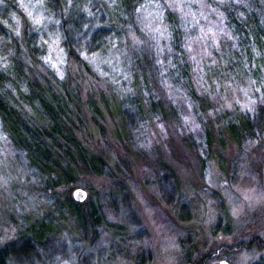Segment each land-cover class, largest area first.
<instances>
[{"label":"rangeland","instance_id":"rangeland-1","mask_svg":"<svg viewBox=\"0 0 264 264\" xmlns=\"http://www.w3.org/2000/svg\"><path fill=\"white\" fill-rule=\"evenodd\" d=\"M4 72L0 264L264 261V0H0Z\"/></svg>","mask_w":264,"mask_h":264},{"label":"trees","instance_id":"trees-1","mask_svg":"<svg viewBox=\"0 0 264 264\" xmlns=\"http://www.w3.org/2000/svg\"><path fill=\"white\" fill-rule=\"evenodd\" d=\"M6 8H8V10H10V7H6ZM7 11L4 12L3 14H1V20L3 23L5 22V19H7V17L9 16V13H7ZM27 48H28L30 54L32 52L34 53L33 48H30L28 46H27ZM69 49L72 50L71 47H69ZM18 66H19V69L21 71L22 70L21 66L20 65H18ZM8 81L9 80H8L7 74L5 72L3 74L0 73V121L2 122V124L3 123L6 124V122H8V121L17 124L16 122L18 120H20L24 116V114H23V116L20 114L21 105L19 103H15L14 101L13 102L10 101V95L8 93V90H12L13 86ZM34 84L36 86H38V83L34 82ZM29 86H30V84L28 85V87ZM18 95L22 99L21 102L26 103L27 106H29V107L37 108L39 110V108L34 106L35 104H33L32 102H28V101L26 102V97H27L26 95H21V94H18ZM37 101H38L37 105H40L43 108L45 107L46 104H45L43 99L40 98ZM60 110H61V114L63 116H65L64 109L60 108ZM61 120L58 121V126H59L58 129L57 130H51V131H48V129H45L44 126L38 127V126H36V124H33L31 126V128H32V130H31L32 132L30 134L31 137L41 135L43 138L41 140L33 141L31 148H30V146L26 147V146L22 145L20 142H16L15 139L12 138V136H10L8 134H7V136L10 139V141L12 142V144L17 149H20L23 152H25V154H26V152L29 153L30 149H34V148L42 146L43 148H46L45 151L49 154H51L52 151L55 153H58V154H59V152L60 153L62 152L64 157H65L64 161L66 159L73 161V164H74L73 166L77 167L78 169H80V167H81L80 170H83V171H85L89 174H93V175L102 174V170H96V169H94V167L88 166L90 161L96 160L98 163H100V162L95 158H91L92 160H88L86 158L87 154H85L84 148L75 140V137L72 136V133H71L70 129L68 128L66 118L64 117V119L62 121ZM63 129L70 134L69 135L70 137L63 136ZM24 130H25L26 134H29V129H28L27 125H24ZM56 137L62 138L64 140L63 141V144L65 146L64 148L67 150H69L70 148H73L75 150L74 152L79 157H77V159L75 158L74 160L72 158H70L69 152H66L63 150L62 146H60ZM43 159L49 160V157H43ZM78 161H79V163H78ZM79 165H80V167H79ZM71 174H72V166L66 165V168L64 170V175H65L64 177L65 178H64L63 182H66L69 179ZM63 182H58L55 187H59ZM71 205L75 206L73 204H71ZM77 215L79 216V213H77ZM96 223H98V221H96ZM253 245H255L256 248L260 247L259 246L260 244L259 245L253 244ZM188 263H189V261H186L184 264H188ZM195 264H204V263L202 260H199ZM259 264H264V261H262V263H259Z\"/></svg>","mask_w":264,"mask_h":264},{"label":"water","instance_id":"water-1","mask_svg":"<svg viewBox=\"0 0 264 264\" xmlns=\"http://www.w3.org/2000/svg\"><path fill=\"white\" fill-rule=\"evenodd\" d=\"M73 199L77 203H82L86 199V193L79 189L75 190L73 193ZM221 264H225V263H221Z\"/></svg>","mask_w":264,"mask_h":264},{"label":"flooded vegetation","instance_id":"flooded-vegetation-1","mask_svg":"<svg viewBox=\"0 0 264 264\" xmlns=\"http://www.w3.org/2000/svg\"><path fill=\"white\" fill-rule=\"evenodd\" d=\"M223 263V262H222ZM221 264V263H220Z\"/></svg>","mask_w":264,"mask_h":264}]
</instances>
